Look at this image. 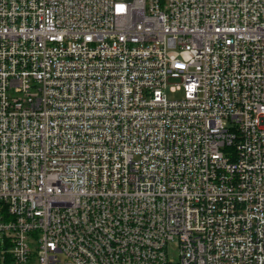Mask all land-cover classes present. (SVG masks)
Masks as SVG:
<instances>
[{"label": "built area", "instance_id": "1", "mask_svg": "<svg viewBox=\"0 0 264 264\" xmlns=\"http://www.w3.org/2000/svg\"><path fill=\"white\" fill-rule=\"evenodd\" d=\"M0 264H264V0H0Z\"/></svg>", "mask_w": 264, "mask_h": 264}, {"label": "rangeland", "instance_id": "2", "mask_svg": "<svg viewBox=\"0 0 264 264\" xmlns=\"http://www.w3.org/2000/svg\"><path fill=\"white\" fill-rule=\"evenodd\" d=\"M171 96V95H170Z\"/></svg>", "mask_w": 264, "mask_h": 264}]
</instances>
